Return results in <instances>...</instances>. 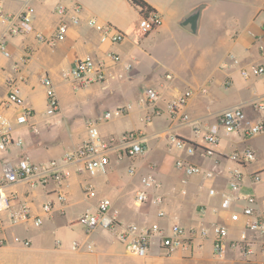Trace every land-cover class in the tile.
<instances>
[{
    "label": "crops",
    "instance_id": "0c3cea01",
    "mask_svg": "<svg viewBox=\"0 0 264 264\" xmlns=\"http://www.w3.org/2000/svg\"><path fill=\"white\" fill-rule=\"evenodd\" d=\"M145 1L161 15L162 21L144 36L137 28L142 10L131 0L2 1L1 9L5 13L19 12L26 4L34 6L35 12L30 32L10 37L9 56L0 53V104L6 99L10 85L14 84L20 90L24 106L33 109L27 124L17 122L19 108L4 109L13 135L23 142L21 146L0 151V173L6 163L15 164L20 158L33 163L59 159L88 138V120L98 119L105 112H113L127 103L132 104V109L123 115L113 114L109 120L99 123L101 137L107 141L114 138L108 171L95 175L73 173L65 182V203L57 200L53 180L35 189L23 182L8 187L9 191H17L22 200H29L35 212L48 200L53 199L55 207L52 216L40 227L28 229L27 224L12 226L7 212H2L8 236L12 238L17 234L29 238L30 244L0 246V264H264V224L262 230H253L247 225L252 217L232 220L231 213L239 210L245 200L240 197L233 201L223 196L224 192L238 196L254 193L257 211L264 210V150L257 143V138L264 133L249 136L243 132H229L219 124L221 112L231 106H242L254 121L264 120V112L256 109V103L264 99V74L257 75L253 70V66L264 64L260 50L264 36L256 40L248 33V29H252L262 34L264 18L261 19L260 14L264 11V3L248 7L255 12L263 11L257 13L244 29L224 34L223 54L209 60L210 54H196L195 36L208 26L212 12L233 0ZM58 4L68 7L80 4L82 9L68 13L66 39L50 44L48 40L61 21ZM199 7V29L192 33L180 22ZM73 16L79 18L77 23L72 21ZM91 19L101 24H113L126 33L127 38L114 45L102 42L99 31L89 23ZM4 29L0 17V34ZM38 34L43 36L41 40ZM186 41L194 45L188 47ZM110 50L118 52L122 60L111 67L113 75L105 81L76 89L63 77L79 58L88 54L112 64L107 57ZM127 62H133L128 73L124 70ZM242 66L251 70L250 78L241 74ZM45 75L51 76L56 87L59 104L55 112L48 109L42 84ZM146 87L155 88L161 94L156 106L161 114L148 122L141 120L153 109L141 101ZM187 89L195 91L187 105L192 122L182 124L171 117L168 102ZM32 124L36 125V130ZM195 126L200 133L194 132ZM128 131L138 133L145 151L138 157L121 159V136ZM170 131L194 144L196 151L190 153L188 149L175 147L169 139ZM206 132L218 134L219 142L214 145L206 142ZM206 145L213 148V154L201 153ZM245 148L255 150L256 159L241 168L230 154ZM180 160L199 165L202 172L188 176L182 183L185 172L177 165ZM130 167H135L136 175L129 174ZM236 169L243 172V183L237 191L229 186ZM204 171H213L214 175L205 177ZM255 171L260 172L262 180L252 184L250 174ZM142 175H153L162 187L151 190L148 202L137 204L135 191ZM212 188L214 194L210 193ZM158 194L163 196L162 204L154 201ZM105 197L112 199L113 208L124 222L157 223L165 233H170L171 225L178 223L186 228H206L207 233L189 237L185 248L174 251L165 248L161 235L157 234L151 238L147 256L130 254L124 242L111 232L96 228L88 233L77 222L82 214L95 211ZM161 209L165 210L163 216L159 215ZM217 225L228 229L222 256L216 255L213 249V228ZM76 240L81 244L78 249L73 248ZM87 244L92 245L91 251Z\"/></svg>",
    "mask_w": 264,
    "mask_h": 264
},
{
    "label": "built area",
    "instance_id": "2783aa9c",
    "mask_svg": "<svg viewBox=\"0 0 264 264\" xmlns=\"http://www.w3.org/2000/svg\"><path fill=\"white\" fill-rule=\"evenodd\" d=\"M2 1L3 0H0V17L5 24V29L0 34V53L9 56L11 54L9 48L10 37L24 35L30 32V24L33 19L35 8L32 5L26 4L19 12L5 13L1 9ZM81 9L82 7L80 4H75L72 7L58 4L57 10L61 15V21L53 37L48 40L50 44L66 39L69 28L67 15L71 10L79 12ZM72 21L77 23L79 18L73 16ZM161 21L162 18L159 13L152 11L147 14L144 9L142 10L138 28L142 34H147L156 29ZM89 23L99 31L102 42L114 45L121 43L127 38L126 33L111 23L101 24L94 19L89 20ZM248 33L256 40H259L264 36V24H262V34H257L252 29H248ZM42 37L41 34H38L40 40ZM260 50L264 57V41L260 43ZM107 57L112 64H107L105 59L96 58L92 54L79 58L71 68L63 73V77L69 80L76 89L86 87L92 83L103 82L113 75L111 67H114L122 60L121 55L114 50L108 51ZM231 58L236 61L233 55ZM132 68L133 62H127L124 70L128 73ZM253 70L257 75H263L264 64L253 66ZM240 72L245 78H250L252 75L251 70L246 66H242ZM42 84L45 88L49 112H55L58 109L59 101L53 79L49 75L42 76ZM194 93L195 91L193 89H187L168 102V109L174 120L182 124H190L192 122V116L187 110V105ZM160 99L161 94L157 89L152 87L144 88L141 101L144 105L153 109L145 118H141L142 121L145 120L148 122L152 120L153 117L161 114L160 110L156 107ZM10 106L19 108V113L17 114L18 123H29L33 114L32 108L24 106L19 88L14 84L10 85V90L6 99L0 104V151H5L9 149V147L15 145L21 146L23 142L21 138H16L13 135L10 120L4 113V109ZM131 109L132 104L127 103L117 107L113 112H105L104 115L98 119L88 120L86 122L88 138L76 149L66 152L59 159L33 163L27 158H20L15 164H5L3 171L0 173V246H8L12 243L23 245L30 244L29 238H23L17 234L12 238L8 236L6 231L7 226L1 215L2 212H7L12 226L27 224L28 229L29 227H40L46 218L52 216L55 207V202L52 199L42 203L38 212H35L29 200H22L17 191H9L8 187L17 182H23L31 189H35L39 186H44L49 180H53L56 185L55 191L57 193V200L60 203H65L67 200L65 182L73 173L86 172L90 175H95L108 171L110 165L111 142L114 138H112L111 141L104 140L100 135L99 123L103 120H109L113 114L123 115ZM256 109L259 112H264V99L256 103ZM219 124L229 132H243L249 136L264 133V120H252L248 117L242 106H231L224 109L219 116ZM32 128L36 130L37 127L35 124H32ZM194 132L200 133V129L195 126ZM169 139L175 147L188 149L190 153L197 149L194 144L188 143L172 131L169 132ZM204 139L211 145L217 144L220 140L218 134L212 132H206L204 134ZM121 142V159L135 158L145 151L141 138L135 131L123 133ZM213 152V148L207 145L201 149L202 154L211 155ZM230 158L242 168L256 159V152L252 148L235 150L230 154ZM177 165L183 168L185 172L182 183L187 181L188 176L202 172V168L192 162L180 160L177 162ZM136 173L137 170L135 167L129 168L130 175L134 176ZM203 173L205 177H212L214 175L213 171H204ZM261 180L262 177L260 172L255 171L250 174V181L252 184L259 183ZM140 181V186L135 191V200L137 204L148 202L151 199V190L161 189L162 187V183L153 175H142ZM242 183L243 172L240 169L234 170L229 180L230 188L235 191L240 190ZM89 187L88 190L90 189ZM210 193L214 194L215 189H210ZM223 196L233 201L238 200L240 197L245 200V203L240 206L239 210H234L231 213L230 217L232 220H240L242 216L252 217L247 224L248 228L253 230L263 229L264 210L257 211V198L254 193L246 192L238 196L224 192ZM154 201L158 204H162L163 196L158 194ZM164 214L165 210L161 209L159 215L163 216ZM77 222L83 226L88 233L96 228H103L111 232L119 240L124 242L130 254L140 257L148 255L151 238L157 234L161 235L162 245L168 250L174 251L185 248L189 237H196L198 233L204 236L207 233L206 228H186L178 223L171 225L170 233H165L164 229L157 223L141 225L132 222H124L119 219V213L113 208L112 199L109 197L101 199L95 211L82 214ZM213 229L215 233L213 237L214 253L218 256H222L226 249L228 229L224 225L214 226ZM243 234L245 237L246 233L244 232ZM80 245V242L76 240L73 244V248L78 249ZM87 249L91 251L93 249L92 245L87 244ZM244 252L247 253L245 248Z\"/></svg>",
    "mask_w": 264,
    "mask_h": 264
},
{
    "label": "rangeland",
    "instance_id": "374dc122",
    "mask_svg": "<svg viewBox=\"0 0 264 264\" xmlns=\"http://www.w3.org/2000/svg\"><path fill=\"white\" fill-rule=\"evenodd\" d=\"M263 3L264 0H233L224 3L221 8L212 12L213 18L209 21L208 26L203 27L200 34L195 36V38H197L194 42L197 48L196 54H210L209 60H212L215 55L223 54L224 48L222 47V38L225 36L224 34L231 30L239 31L244 29L250 20L256 17L255 15H257V13L264 10V6L262 7L263 10L260 9L258 12L248 7L255 6L256 4L260 6ZM260 18H264V11L260 14ZM139 33L144 36L140 30ZM194 43L186 41L188 47L189 45H194ZM166 55L164 54V57H166ZM188 70L190 71L189 68ZM188 70L186 69L185 71L188 72ZM257 143L264 150L263 135L257 138Z\"/></svg>",
    "mask_w": 264,
    "mask_h": 264
},
{
    "label": "water",
    "instance_id": "95a60500",
    "mask_svg": "<svg viewBox=\"0 0 264 264\" xmlns=\"http://www.w3.org/2000/svg\"><path fill=\"white\" fill-rule=\"evenodd\" d=\"M200 7L188 14L180 24L192 33H197L200 24Z\"/></svg>",
    "mask_w": 264,
    "mask_h": 264
},
{
    "label": "trees",
    "instance_id": "16d2710c",
    "mask_svg": "<svg viewBox=\"0 0 264 264\" xmlns=\"http://www.w3.org/2000/svg\"><path fill=\"white\" fill-rule=\"evenodd\" d=\"M132 4L137 7H140L142 10L145 9V13H149L152 11H156L150 4H148L145 0H131Z\"/></svg>",
    "mask_w": 264,
    "mask_h": 264
}]
</instances>
